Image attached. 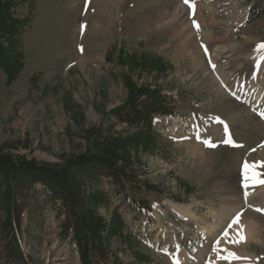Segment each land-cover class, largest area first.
Wrapping results in <instances>:
<instances>
[{
  "label": "rangeland",
  "instance_id": "obj_1",
  "mask_svg": "<svg viewBox=\"0 0 264 264\" xmlns=\"http://www.w3.org/2000/svg\"><path fill=\"white\" fill-rule=\"evenodd\" d=\"M251 1L0 0V152L105 156L147 187L137 213L109 184L87 186L80 210L107 250L99 264L216 261L211 248L239 212L247 242L220 246L248 258L233 264H264V186L247 202L241 187L242 162L264 161V16L246 22ZM157 104L174 114L152 130L131 122ZM48 212L43 263L78 264Z\"/></svg>",
  "mask_w": 264,
  "mask_h": 264
},
{
  "label": "trees",
  "instance_id": "obj_2",
  "mask_svg": "<svg viewBox=\"0 0 264 264\" xmlns=\"http://www.w3.org/2000/svg\"><path fill=\"white\" fill-rule=\"evenodd\" d=\"M263 16L264 0H252L246 22ZM173 114L157 104L130 111L129 118L152 130V118ZM89 184H109L108 191L131 211L149 208L145 183L105 156L80 155L64 163H44L0 152V264H44L35 244L42 239L49 208L59 220L60 235L74 244L78 264L102 262L107 250L80 210Z\"/></svg>",
  "mask_w": 264,
  "mask_h": 264
},
{
  "label": "snow or ice",
  "instance_id": "obj_3",
  "mask_svg": "<svg viewBox=\"0 0 264 264\" xmlns=\"http://www.w3.org/2000/svg\"><path fill=\"white\" fill-rule=\"evenodd\" d=\"M185 4H189L190 0H184ZM191 7L195 8V5L192 4ZM194 27H196L197 30H199V24L196 21H193ZM83 27V26H82ZM82 50V48H81ZM207 52V49H205ZM256 51L257 52H264V42L259 43L256 46ZM261 62H264V55H260L259 59L256 62V69L261 68ZM213 68H215V65H213ZM262 118H264V113H261ZM224 143H229V144H234V142L231 140V137L229 136L228 139L223 141ZM208 146L212 147L214 146L211 142H208ZM260 147H264V143L260 145ZM252 151H255L253 149ZM264 168V161H258L254 163H250L247 160H244L241 165V177H242V182H241V187L244 190V198L245 202H247V198L250 195V192L248 191L249 188H255L258 186H264V173L258 171V169ZM258 212H264V209L256 208L255 209ZM242 212L237 213L229 222L227 225V228L223 231L222 235L220 238H218L214 245L211 248V251L216 254V261H213L209 259L207 261V264H216V262L219 261H225L227 264H233L234 261H239V260H247V257H242L239 254H237L234 251H230L227 248H221V240H225L230 244L234 245H240L243 243L247 242V236L243 230V225H241V216ZM234 225H241L240 228L236 231L234 236H230L229 230L234 226Z\"/></svg>",
  "mask_w": 264,
  "mask_h": 264
},
{
  "label": "bare ground",
  "instance_id": "obj_4",
  "mask_svg": "<svg viewBox=\"0 0 264 264\" xmlns=\"http://www.w3.org/2000/svg\"><path fill=\"white\" fill-rule=\"evenodd\" d=\"M260 55H262V54H260V53H256V54H255V59L258 60ZM261 65L264 66V62H261ZM172 207H173V209L176 210L178 213H183V214H184V213H186V212L188 211V210H187V207L184 206V205H181V204H172ZM244 225H246V224H244ZM249 226H250V225H249ZM251 226L253 227L254 225H251ZM246 228H247V227H246ZM243 230H244L245 234L247 235L249 229H244V228H243ZM247 230H248V231H247Z\"/></svg>",
  "mask_w": 264,
  "mask_h": 264
}]
</instances>
